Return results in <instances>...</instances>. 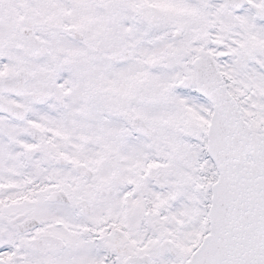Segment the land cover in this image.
<instances>
[{"label":"snow or ice","instance_id":"6c2138e0","mask_svg":"<svg viewBox=\"0 0 264 264\" xmlns=\"http://www.w3.org/2000/svg\"><path fill=\"white\" fill-rule=\"evenodd\" d=\"M0 264H264V0H0Z\"/></svg>","mask_w":264,"mask_h":264}]
</instances>
